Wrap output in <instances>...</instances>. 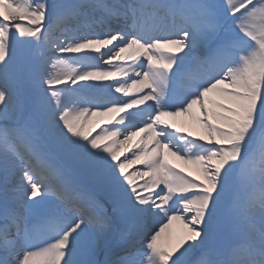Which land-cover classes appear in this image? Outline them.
Masks as SVG:
<instances>
[{
    "label": "snow or ice",
    "instance_id": "6c2138e0",
    "mask_svg": "<svg viewBox=\"0 0 264 264\" xmlns=\"http://www.w3.org/2000/svg\"><path fill=\"white\" fill-rule=\"evenodd\" d=\"M0 264H264V0H0Z\"/></svg>",
    "mask_w": 264,
    "mask_h": 264
},
{
    "label": "rangeland",
    "instance_id": "374dc122",
    "mask_svg": "<svg viewBox=\"0 0 264 264\" xmlns=\"http://www.w3.org/2000/svg\"><path fill=\"white\" fill-rule=\"evenodd\" d=\"M94 118V117H93ZM93 118H91V119H93ZM182 119V120H181ZM184 119L185 118H176V120H175V122L179 125V124H181L182 123V121H184ZM171 122H173V118H170V123ZM35 163V162H34ZM259 163H260V159H259V154H257V157H256V166L258 167L259 166ZM36 166V165H35ZM38 170H40V169H38ZM41 171V170H40ZM45 175H46V172H45ZM176 227V225L174 224L173 225V228H175ZM99 259H101V260H103L104 259V256L103 255H101L100 257H99Z\"/></svg>",
    "mask_w": 264,
    "mask_h": 264
},
{
    "label": "bare ground",
    "instance_id": "6f19581e",
    "mask_svg": "<svg viewBox=\"0 0 264 264\" xmlns=\"http://www.w3.org/2000/svg\"><path fill=\"white\" fill-rule=\"evenodd\" d=\"M108 1L112 2V0H108ZM193 70H194V69H193ZM170 118H171V117H167L166 119H168L169 122H170ZM95 119H96V118H93L92 120L94 121ZM181 120H182V119H181ZM259 158H260V156H259ZM169 159L172 160L174 163H180L179 161L176 160L175 157L170 156Z\"/></svg>",
    "mask_w": 264,
    "mask_h": 264
}]
</instances>
